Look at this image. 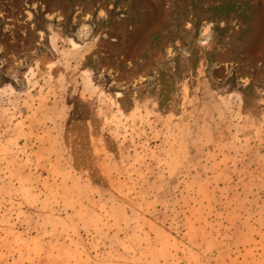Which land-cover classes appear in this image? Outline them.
Wrapping results in <instances>:
<instances>
[{"label": "rangeland", "instance_id": "obj_1", "mask_svg": "<svg viewBox=\"0 0 264 264\" xmlns=\"http://www.w3.org/2000/svg\"><path fill=\"white\" fill-rule=\"evenodd\" d=\"M0 264H264V0H0Z\"/></svg>", "mask_w": 264, "mask_h": 264}]
</instances>
